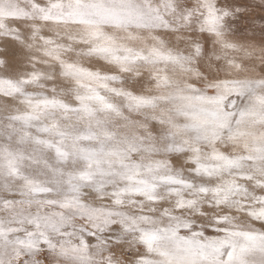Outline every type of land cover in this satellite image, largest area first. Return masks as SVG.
I'll use <instances>...</instances> for the list:
<instances>
[{
  "label": "rangeland",
  "instance_id": "rangeland-1",
  "mask_svg": "<svg viewBox=\"0 0 264 264\" xmlns=\"http://www.w3.org/2000/svg\"><path fill=\"white\" fill-rule=\"evenodd\" d=\"M190 1L0 0V137L8 141L18 139L21 144L29 141L42 143L40 139L29 140L28 136L55 132L59 127L53 126L52 119L56 123L62 118L63 123L69 119L67 116L87 118L100 112L128 111V104L148 114L158 113L163 124L166 122L164 125L170 126L172 139L167 140L163 133L159 135L155 131L149 134L154 136L152 140L155 139L160 150L170 153L168 157L159 158L169 168L166 180L157 185L135 180L108 185L101 183L90 197L85 192L84 196L93 201L111 191L108 194L114 199H133L139 203L151 200L153 207L168 208L173 212L168 219L163 218L153 226L142 225L137 228L138 232H133L128 227L137 216L107 214L106 218L113 220L106 222L105 216L89 214L94 212V205H90V212L87 211L89 206L81 211L72 210L75 207L72 204L57 206L52 199H57L60 191L48 189L34 178H26L22 170L4 173L0 176V264L4 259L10 264H246L256 251L264 252V205L260 204V199L264 201V191L258 189L262 185L252 175L238 176L239 181L235 182L229 173L238 172V167L228 160L234 152L233 146L243 140L256 141L257 145L264 146V82L260 80L264 75V62L263 67L252 71L246 68V72L240 65L232 63L244 58L249 49L253 53L252 63L264 58V0ZM122 37L131 43L153 45L154 49L156 46L163 53L170 54L171 50L181 61L177 65L168 64L173 68L171 75L156 78L152 68L136 66L137 62L149 64V55L130 53L129 44H116V40ZM72 45L79 47L75 50ZM110 45L115 46L113 52L87 57L83 62L76 61L79 53L105 50ZM168 65L160 70L170 71ZM178 80L184 83L181 88L174 84ZM171 84L172 89H161ZM169 102H180L188 113L170 109ZM142 121L146 124V132L155 119ZM81 134L89 135L86 132ZM255 150L248 152L256 153L257 146ZM68 154L71 159L78 157L73 149ZM247 158L244 154L235 160L240 164L248 162ZM144 168L132 173L149 169ZM260 178L264 182V178ZM239 183L240 187L236 185ZM254 191L259 194L254 197L260 198L255 199L258 203H253ZM161 194H169L170 201L163 202ZM41 199L47 201L44 203ZM53 205L58 208L55 207L53 214H41V208L48 209ZM180 206L191 210L188 213L179 209ZM59 207L61 211H58ZM76 214L92 219L87 221V226L81 225L76 220L82 218L74 217ZM16 215L22 219L12 227ZM206 216L210 220L204 219ZM30 217H41L51 224L62 223L66 229L62 234L70 232L72 235L58 236L50 232L52 243L47 245L44 239L35 235L39 227L22 225ZM240 218L246 222L235 223ZM116 224L127 227L114 231ZM5 227L8 229L3 231ZM240 232H243L240 237L234 239ZM66 237L87 247L77 246L74 250L84 248L86 251L76 254L72 257L74 259L56 257L53 250L58 246L67 247ZM18 238L37 240L34 247L37 249L42 244L39 256L11 255L10 251L22 245L16 240ZM250 251H255L251 253L252 257L248 254ZM42 253L49 254L46 256L48 263L42 261ZM255 255L264 264V253Z\"/></svg>",
  "mask_w": 264,
  "mask_h": 264
},
{
  "label": "bare ground",
  "instance_id": "bare-ground-1",
  "mask_svg": "<svg viewBox=\"0 0 264 264\" xmlns=\"http://www.w3.org/2000/svg\"><path fill=\"white\" fill-rule=\"evenodd\" d=\"M188 1H190V0H188ZM216 3H217V1H216ZM45 5H48V4H45ZM31 8H32V6H31ZM35 9H37V8H35ZM37 13L38 12H36V14ZM48 22H49V20H48ZM51 28H52V26H51ZM123 28H125V27H123ZM247 28H249V27H247ZM14 29L15 28H13V30ZM110 29H111V27H110ZM71 31H73V30L71 29ZM16 35H17V33H16ZM45 36H46V34H45ZM73 36H75V35H73ZM120 37L121 36H119V38ZM75 39H77V38H75ZM79 40H77V41L79 42ZM71 43H72V41H71ZM116 44H124V45L129 44L130 45V48L132 50V51H129L130 53L148 54L149 55L148 57L150 58V63L149 64H144V63H138L137 62L136 63V66H138L139 68H142V67H150V68H152V70L156 74L154 76L156 78L158 76H160V75H167V76L171 75L173 73V68L171 69V67L169 65H171V63H172V65H177L181 61L180 58H178L175 53H172L171 52V50H169L170 51V54L168 52L163 53L160 50H158L156 48V46H155V49H154L153 45H151V46H144V45H140L139 43H131L128 40L126 41V39L124 41L123 40V37L121 39H117L116 40ZM74 46H76V45H74ZM74 46H73V48H74ZM113 46L114 45H110L109 47L107 46L108 48H106L105 50H94V51H91V52H86L84 55H81V53H79V57H76V61L77 62H83V59L84 58H87V57L90 58L92 56H101L102 54H106V53L110 52L113 49L112 48ZM44 47H46V46H44ZM63 47H64V45H63ZM77 47H79V46H77ZM77 47L74 48V49L75 50L78 49ZM45 51H47V50H45ZM248 51H249L248 54L246 53L245 54L246 56L244 58L238 60L237 62L236 61H233L232 63L234 65H240L241 68L243 69V72H246L247 71V70L246 71L244 70L246 68H249L250 71H252L254 69L256 70V69H259V68L263 67L262 66V62H264V58H261V60L258 61L257 63H252L251 58L253 56V53H252V51L250 49ZM112 52H113V50H112ZM225 54H227V53H225ZM44 55H45V53H44ZM105 56H107V55H105ZM230 57H232V56H230ZM234 57H236V56H234ZM35 58H36V56H35ZM73 59H75V58H73ZM118 59H120V57H118ZM121 59H122L123 62H125V59H124L123 56L121 57ZM147 60H148V58H147ZM30 63H28V64H30ZM165 65H168V69L167 70H170V69L171 70L170 71L160 70L163 66L165 68ZM62 66H64V65H62ZM77 66H79V65H77ZM59 70H60V68H59ZM81 70H83V69H81ZM29 72H28V75H29ZM160 73H162V74H160ZM71 79H72V77H71ZM260 80L262 82H264V75H262V77H261ZM106 82H104V83H106ZM182 82L183 81L178 80L174 84H175V86L181 88V86L184 85V83H182ZM104 85H107V84H104ZM171 86H172V84L170 86H168V87H163L161 89L162 90H167V89L170 90ZM20 87H19V89H20ZM177 87H176V89H177ZM21 88H23V87H21ZM159 91H160V89H159ZM105 92H107V91H105ZM262 94L264 95V91L262 92ZM1 95H2V93H1ZM3 95H5V94H3ZM81 95H82V93H81ZM179 103L174 104V103H170L169 102L168 107L170 109H174V110H176V111H178L180 113H184V112L188 113V110L181 103L180 104ZM28 104L30 105V103H28ZM50 104H51V102H50ZM59 104H60V102H59ZM59 104H58V106H59ZM36 105H39V104H36ZM134 106H132L131 104H128V106H127L128 109H129L128 111L127 110H121V111H118L117 113H103V112H100L97 115H94V116H91V117H87V118H83L81 116L80 117H78V116L77 117H71L70 116L71 117L70 118V117L67 116V118H69V119L67 121L63 122V123L61 121L62 118L60 120H57L56 123L52 119V120H50V122L53 124V126L55 124V127L56 126L59 127L57 130L55 129V127L53 129V130H56L57 132L55 131L53 133H39L38 136H34L33 134H31V136H28V139L29 140H31L33 138L40 139L42 143H34V142H30L29 141V142H26L24 144H21L18 139H11V140L8 141V140L5 139V137H0V176H2L4 173L11 174V173L17 172L19 170H22V172H24L23 175L26 178H34L33 179L34 181L43 184L46 188H48V189H54V191H60V196L58 195L57 196L58 197L57 199H52V200L55 201L54 203H56V205L57 204H63V205H68L69 206V205L72 204V205L75 206L74 208H72V210H74V211H75V208L78 211H81L82 209H85L84 207L89 206L88 210L86 209L89 212L91 211V210H89L90 209V205H94V208H95L94 212H92V213H89L88 212L89 214H91V216L92 215H102V216H105V218H106V215L107 214L109 216L110 215H112V216L113 215H119V214H129L130 216H137L136 219H133L132 221H130V228L128 227V229L132 230L133 232L134 231L135 232H138V231H136L137 228H140L142 225H148V226L151 225V226H153V225L158 224V221L161 220V219H163V218L164 219H168L169 216H170V213H173L172 212V209H168V208L167 209L155 208V207L152 206L151 200H148L146 203H139L138 201H135L133 199H123V198L114 199V197L112 198V196L111 197L109 196V194H111V191H109L110 193L108 192L109 194L106 193V192H104V195L101 198L96 199V200L94 199L93 201H90V200H88L85 197L88 194H89L88 196L90 197L91 196L90 193L92 191L97 190V189L94 190V188H96L101 183L102 184L104 183L105 185H108V184H110L112 182H117V183L118 182L119 183H121V182H133L135 180V181H138V182H142V181L146 182L147 181L150 185H157L158 182L163 181V180L164 181L166 180L165 177L168 176L169 168L166 167L165 166V163L161 162L159 160V158L160 157L161 158L162 157H168L170 153H169V151H164L163 152L162 150H160L158 148V146H157V143L154 141L155 139L152 140L154 136L151 137L150 134L152 132L154 133V131H155V132H158L159 135H161L163 133V136L165 135V139H167V140L172 139V136H171V134L169 132V127L170 126L164 125V124H166V122L163 124L164 121L159 117L158 113H155V112L153 113L152 112V113H149L148 114V113L143 112L145 110H142L141 108L134 107ZM144 106H146V105H144ZM44 107H47V105H45ZM50 107H51V105H50ZM50 107H49V109H50ZM54 107H56V106H54ZM179 107H181V108H179ZM177 108H179V109H177ZM51 110L52 109H50V111ZM54 111L55 110H53V113H54ZM29 112H31V110ZM49 113H51V112H49ZM130 113H132V114H130ZM35 114H37V113H35ZM40 114H43V113L41 112ZM75 114H73V115H75ZM28 117H29V115H28ZM57 117H59V114H58ZM61 117H64V116H61ZM30 118L27 119L28 122H29ZM149 118L150 119H155V121H152V125L150 126V130L147 129V131L144 132V128L146 129V124L142 120H146V119H149ZM35 120H36V118H35ZM35 120H33V121L35 122ZM48 121H49V119H48ZM1 122H2V120H0V123ZM45 123H47V122H45ZM31 125L34 126L33 123H31ZM47 125H48V123H47ZM36 128H37V126H36ZM39 129H40V127H39ZM50 130H51V128H50ZM0 131H1V129H0ZM4 131H6V130H4ZM14 131L15 130H13V132ZM32 131H34V130L32 129ZM81 132H86L89 135L85 134L86 136H84L83 134H81ZM149 132H150V134H149ZM1 136H2V134H1ZM125 139H126V143H125ZM255 142L254 141H246V140L244 141L243 140V141L237 143L236 144V147H235V145L233 146L234 152L232 151V156H229L230 159H228V160H229V163L233 164L235 167H238V170H237L238 172L232 171L229 174L232 177H234V181L235 182L239 181L238 176L239 177H243V176H247V175H252L256 179H258V181H260V184L262 185L258 189L261 190V191H264V182H262V178H260V177H263L264 178V146L257 145ZM256 146L258 147V151L256 153H254L256 151L255 150L256 149ZM72 149H73V151H75L77 153V156H78L77 159H71V158H69L67 156V155H69L68 154L69 151L72 150ZM235 149H236V151H235ZM250 149L255 150V151L254 152H248ZM244 154H246L248 156L247 160L249 159V161L251 160V162H249V161L246 162V163L241 162L240 164H238L235 159H237V157H239V155L242 156ZM247 163H249V166L248 167H246L247 166ZM242 164H243V166H242ZM140 167H141V169H143L144 167L145 168H149V169H148V171H143L142 170L139 174L138 173L137 174H133L132 173V171H135V170L139 171L140 170L139 169ZM236 185L240 187V183H239V185L238 184H236ZM151 189L152 188H150V190ZM130 190H132V188H130ZM140 191H142V190H140ZM69 192H70V195H69ZM84 192L87 193V195L84 196ZM93 193H95V192H93ZM255 195H259V194H257V191H254L252 198H254ZM161 197H163V199H162L163 202L170 201V195L169 194L168 195L167 194L162 195ZM157 198H159V197H157ZM153 199H155V198H153ZM233 199H235V198H233ZM255 199L259 200L260 198L259 199L258 198H254V200ZM41 200L44 203L47 201V200H44V199H41ZM257 200H255V201L252 200V201H253V203L254 202H257L258 203ZM260 200H261V203L260 204L261 205L262 204L264 205V201H262V199H260ZM14 205H15V203H14ZM247 206L248 205H246V207ZM48 207H49L48 209H47V207L45 209H42L41 206H40V208H41L40 209L41 210V214H43V215H50V214H53V212L56 211V210H54L56 206L53 205V206H48ZM240 207H242V206L240 205ZM250 207H251V205H250ZM17 208H19V207H17ZM94 208H91V209H94ZM258 208H260V206H258ZM33 209L35 210V208H33ZM60 209H61V207H59V210L58 211H61ZM63 209H65V208H63ZM179 209H181L183 211H187V212L191 210V209L187 208V206H180ZM69 212H72L73 214L75 213V212H73L71 210H69ZM33 213H35V212H33ZM78 213H80V212H78ZM56 214H57V212H56ZM147 215H148V217H146ZM70 216H72V215H70ZM73 216L75 217V216H78V215L76 214V215H73ZM201 216H204V215H201ZM79 218H82V217H79ZM83 218H85V219H83ZM83 218L76 220V222H78V224L80 223L81 225L87 226L88 225L87 223H89L87 221H89L90 219H92L91 217H87V216L86 217L83 216ZM21 219L22 218H19L18 215L14 216L13 222H12V224H13L12 227L17 226L15 224L17 222H19ZM75 219H73V221H75ZM96 219H100V218H96ZM108 219H109V217L106 218L104 221H106V220L108 221ZM121 219H123V218H121ZM204 219L210 220L208 216H206V218H204ZM109 220L111 221L113 219H109ZM240 220L243 221V222H246V221H244L243 219L240 218V219H236L235 220V223L238 222L237 224H241V221ZM104 221H102V223H105ZM210 222H213V221H210ZM98 223H101V222H98ZM112 223H114V221H112ZM116 223H117V221H116ZM22 225H27V226L32 225L31 227H39V230L37 231V233H35V235H37V236L41 237L42 239H44L43 242L45 241L44 243L47 244V245H50L52 243V241L50 239V236H49V233L50 232L57 233L56 235H58V236L59 235H61V236L62 235H66V236L72 235V233H70V232H68L66 234H64V233L62 234V231L63 230H66L65 229V226L62 225V223H60V224L59 223L51 224L48 220L45 221L41 217H38V218H36V217H30V219H28L27 221L24 220ZM73 225H75V224H73ZM125 226L127 227V225H125ZM125 226L124 225H121V224L120 225H117V227L114 228V231L115 230H121L122 231L123 229H125V228H123ZM93 227H95V226H93ZM104 227H105V225H104ZM99 228H101V226ZM103 228H102V230H104ZM110 228H112V227H110ZM207 228L209 229L208 226H207ZM7 229H8V227H5L2 230L3 231H6ZM76 229L78 230L77 227H76ZM95 229H98L97 226H96ZM243 232L237 233L234 239H237L238 237H240V235ZM79 234H81V233H79ZM207 234H206V236H207ZM33 235H32L31 238L34 237ZM256 235L257 236H261V233H257ZM52 236H54V235H52ZM209 236H211V235H209ZM214 238H215V236H214ZM62 239H63V237H62ZM72 239H74V238H72ZM76 239H78V238H76ZM16 240L18 241L19 244H22V245L19 246L16 249H13L12 251H10V252H12L11 255H13V256H16V255L21 254L23 256H27L28 258H30V257L31 258H34L41 251V245H42L41 243H42V241L39 242V244H41V245L37 249V248H34L36 246V244H35L36 242L35 241H37V240H33V239H21V238H18ZM66 240L67 241L66 242L64 241V242H65V245H67V247H64V248L61 247L60 248L58 246L59 249L58 248L54 249L55 247L52 245L54 247V248L52 247L54 250L52 248H49V249L47 248V250L52 249L56 257H61L62 258L63 256H66L69 259H74L72 257H74L76 254H79V253H81L83 251H86V249H84V248H83L84 250L83 249H77V250H74L73 249L74 247H77V246H80V247L84 246V243L77 244L78 243L77 240H70L68 238ZM58 244H60V241H59ZM116 245H118V244H116ZM124 245H125V243H124ZM128 245H127V247H128ZM90 246H91V244H90ZM43 247L44 246H42V248ZM96 247H98V246H96ZM85 248H87V247H85ZM91 248L92 247H90V249L89 248L88 249L89 250H92ZM118 248H121V246H119ZM8 251H9V249H8ZM45 251H46V249H45ZM101 252H103V251H101ZM241 252L247 253L248 251H241ZM254 252L253 251H250L248 253V254L251 255V257L253 255H254V257L253 258H250V260L246 264H262V262H259L258 259L256 258L258 256L255 255V253L256 254L259 253V254L262 255L264 252H257V251L255 253ZM44 253H42V261L47 262L48 259H47L46 256L49 255V254L48 253L44 254ZM251 253L252 254L254 253V254L252 255ZM6 255L9 256V254H6ZM112 260H113V258H112ZM1 264H10V263H9V260H5L4 259V263L2 262ZM44 264H46V263H44Z\"/></svg>",
  "mask_w": 264,
  "mask_h": 264
}]
</instances>
